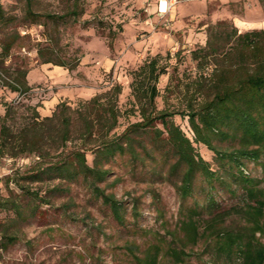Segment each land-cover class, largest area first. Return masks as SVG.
Segmentation results:
<instances>
[{
    "label": "trees",
    "instance_id": "trees-1",
    "mask_svg": "<svg viewBox=\"0 0 264 264\" xmlns=\"http://www.w3.org/2000/svg\"><path fill=\"white\" fill-rule=\"evenodd\" d=\"M24 1V22L45 27L46 42L37 44L41 63L68 72L76 70L82 54L78 55L77 50L63 52L54 39L60 33V22L66 18L78 21L83 13L78 8L79 0L62 15L42 14L34 9V0ZM15 19L0 4L2 64L14 49L24 47L28 36L11 26ZM109 34L112 47L118 32L110 30ZM225 36L236 37L229 52L223 49ZM214 37V42L210 39L205 46L192 51V58L201 64L223 53L233 69L216 68L210 78H202L212 84L206 92L199 83L187 98L186 111L170 112L158 110L155 104L159 95L157 82L167 70L159 64L161 56L148 59L131 73L132 94L141 120L131 123L120 134L114 132L121 116L118 103L122 85L118 82L104 92L80 100L76 106L61 101L51 115L44 117L36 106L21 110L20 102L7 100L0 116V159L24 155L34 159L6 177L21 193L0 197V210L21 215L22 205L17 199L20 196L46 203L40 191L31 188L34 183L83 181L123 225L127 206L101 186L111 174L109 163L117 156L128 155L131 163L144 165L158 157L169 165L168 180L179 177L176 189L180 219L177 228L168 232L169 239L158 236L146 246L142 256L132 252L134 263L160 264L166 259L172 264H186L194 256L199 264H264V185L248 168V162H253L264 172V31H216ZM6 69L0 66V73L8 78L1 89L19 95L34 89L29 84L27 68ZM176 114L188 117L192 136L175 123ZM216 141L228 142L232 147L222 149ZM196 144L214 154L218 170L211 168ZM88 153L93 155L92 164L87 160ZM219 190L238 199L237 202L223 206L215 197ZM197 194L204 199L200 200ZM201 243L203 250L197 253L195 248Z\"/></svg>",
    "mask_w": 264,
    "mask_h": 264
},
{
    "label": "rangeland",
    "instance_id": "rangeland-1",
    "mask_svg": "<svg viewBox=\"0 0 264 264\" xmlns=\"http://www.w3.org/2000/svg\"><path fill=\"white\" fill-rule=\"evenodd\" d=\"M160 0H79L83 10L77 22L66 18L60 22L59 35L54 39L67 54L77 50L81 63L68 72L53 64H42L37 54V44L46 42L45 27L40 23L24 22V0H0L10 16H15L11 26L19 31L31 29L22 48L13 50L0 66L12 71L17 66L29 70L33 90L19 96L21 110L36 106L42 117L51 115L56 105L66 101L76 106L80 100L108 90L114 83L122 85L119 96L121 116L114 132L120 134L131 123L141 120L139 105L132 94L131 73L148 59L159 57V64L167 73L157 82L159 95L155 99L158 110L186 111L187 98L199 83L204 91L212 85L213 71L222 66L234 65L222 54L198 64L192 51L215 41L218 31L238 33L264 31V1L260 0H168L169 9L158 13ZM164 2V0H162ZM75 0H34V9L42 14H65ZM87 22V23H86ZM53 24L49 25L52 29ZM121 27V29H119ZM110 30L117 31L112 47ZM211 34V36H210ZM213 34V36H212ZM228 36V35H227ZM236 37L227 39L224 51L236 44ZM25 48V49H24ZM0 88V116L4 114L7 100H15ZM58 102V103H57ZM173 120L192 136L188 117L176 114ZM161 126V124H158ZM148 141V140H147ZM222 149H229L228 142H215ZM200 155L218 170L214 154L204 145L196 144ZM34 156L0 159V197L20 195L14 183L6 177L16 169H24ZM89 164L93 155L87 154ZM111 174L101 184L106 192L127 206L125 222L119 224L110 209L94 197L83 181L67 182L45 180L31 188L39 190L42 201L29 196L18 197L21 215L11 210H0V258L3 264H135L132 252L141 255L146 246L160 235L170 238L168 232L177 228L180 199L176 189L178 176L167 179L169 165L159 159L144 165L131 163L129 156H117L109 163ZM252 176L262 180L260 165L248 162ZM170 176V175H169ZM235 185V184H234ZM197 197L200 200L204 198ZM216 199L229 206L238 199L219 190ZM135 209V211H134ZM14 238V242H8ZM201 243L195 251L201 253ZM205 260L207 255H204ZM208 264L209 262L206 261ZM160 264H172L163 259ZM186 264H199L193 256Z\"/></svg>",
    "mask_w": 264,
    "mask_h": 264
},
{
    "label": "built area",
    "instance_id": "built-area-1",
    "mask_svg": "<svg viewBox=\"0 0 264 264\" xmlns=\"http://www.w3.org/2000/svg\"><path fill=\"white\" fill-rule=\"evenodd\" d=\"M165 1V3L167 4V7H168V9H169V1L168 0H164ZM162 3H163V1L162 0H160L159 1V5H158V13L160 14V15H162V14H165L167 11H168V9L167 10H165V9H163L162 8ZM31 29H24V30H22L21 32H22V34H28V33H31V31H30ZM8 80V78L4 75V74H2V73H0V88H3V86H4V84H5V82ZM23 95V94H22ZM19 96H21V95H19L18 94V98H16L14 101L15 102H19ZM0 264H3L2 263V260H1V258H0Z\"/></svg>",
    "mask_w": 264,
    "mask_h": 264
},
{
    "label": "bare ground",
    "instance_id": "bare-ground-1",
    "mask_svg": "<svg viewBox=\"0 0 264 264\" xmlns=\"http://www.w3.org/2000/svg\"><path fill=\"white\" fill-rule=\"evenodd\" d=\"M162 8L165 9V10L168 9L167 4L165 3V1L162 3Z\"/></svg>",
    "mask_w": 264,
    "mask_h": 264
},
{
    "label": "crops",
    "instance_id": "crops-1",
    "mask_svg": "<svg viewBox=\"0 0 264 264\" xmlns=\"http://www.w3.org/2000/svg\"><path fill=\"white\" fill-rule=\"evenodd\" d=\"M28 81H29V84L30 85H32L33 83L31 82V80H30V75H29V73H28ZM58 103V102H57Z\"/></svg>",
    "mask_w": 264,
    "mask_h": 264
}]
</instances>
